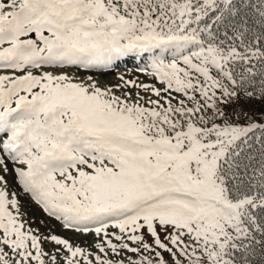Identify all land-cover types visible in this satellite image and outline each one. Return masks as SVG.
Masks as SVG:
<instances>
[{
    "label": "snow or ice",
    "instance_id": "snow-or-ice-1",
    "mask_svg": "<svg viewBox=\"0 0 264 264\" xmlns=\"http://www.w3.org/2000/svg\"><path fill=\"white\" fill-rule=\"evenodd\" d=\"M0 264H264V0H0Z\"/></svg>",
    "mask_w": 264,
    "mask_h": 264
},
{
    "label": "rangeland",
    "instance_id": "rangeland-1",
    "mask_svg": "<svg viewBox=\"0 0 264 264\" xmlns=\"http://www.w3.org/2000/svg\"><path fill=\"white\" fill-rule=\"evenodd\" d=\"M5 2H7V0H5ZM132 66L131 64H124L121 65L119 68V72L121 73H125V74H131L128 72V69H130ZM84 73H81V75H83ZM93 75H97L96 73H93ZM113 74H108V75H101L100 79L101 80H108V81H113ZM26 201V203L24 204V211H27L28 213V217L29 218H35V223L32 225L33 227H39L40 231L45 232L46 231V227L45 224H41L40 221L44 220L46 222V225L48 228H52V230L58 234V235H71L70 233H66L64 230L61 229V227L59 226L58 222H56L55 220H53L52 218L47 217L41 209H39L38 206H36L35 204H33L31 201H27V198H22Z\"/></svg>",
    "mask_w": 264,
    "mask_h": 264
},
{
    "label": "trees",
    "instance_id": "trees-1",
    "mask_svg": "<svg viewBox=\"0 0 264 264\" xmlns=\"http://www.w3.org/2000/svg\"><path fill=\"white\" fill-rule=\"evenodd\" d=\"M245 107H251L250 105H248V106H245Z\"/></svg>",
    "mask_w": 264,
    "mask_h": 264
}]
</instances>
